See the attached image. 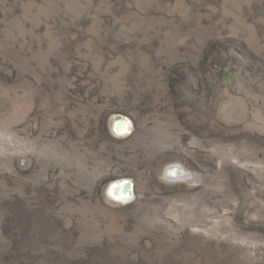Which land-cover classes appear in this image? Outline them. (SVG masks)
I'll return each mask as SVG.
<instances>
[{
    "label": "rangeland",
    "instance_id": "rangeland-1",
    "mask_svg": "<svg viewBox=\"0 0 264 264\" xmlns=\"http://www.w3.org/2000/svg\"><path fill=\"white\" fill-rule=\"evenodd\" d=\"M0 264H264V0H0Z\"/></svg>",
    "mask_w": 264,
    "mask_h": 264
},
{
    "label": "bare ground",
    "instance_id": "bare-ground-1",
    "mask_svg": "<svg viewBox=\"0 0 264 264\" xmlns=\"http://www.w3.org/2000/svg\"><path fill=\"white\" fill-rule=\"evenodd\" d=\"M130 128V123L128 119H123L117 122L116 129L119 133L124 134ZM173 174V175H172ZM185 174V170L179 168L178 166H173L168 170V176H181ZM193 175H189L187 179L192 180ZM133 183L129 179L117 180L113 182L109 193L117 201H126L127 197L129 198L132 194Z\"/></svg>",
    "mask_w": 264,
    "mask_h": 264
}]
</instances>
